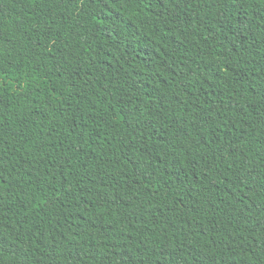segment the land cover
I'll list each match as a JSON object with an SVG mask.
<instances>
[{
	"label": "trees",
	"instance_id": "obj_1",
	"mask_svg": "<svg viewBox=\"0 0 264 264\" xmlns=\"http://www.w3.org/2000/svg\"><path fill=\"white\" fill-rule=\"evenodd\" d=\"M0 264H264V0H0Z\"/></svg>",
	"mask_w": 264,
	"mask_h": 264
},
{
	"label": "snow or ice",
	"instance_id": "obj_2",
	"mask_svg": "<svg viewBox=\"0 0 264 264\" xmlns=\"http://www.w3.org/2000/svg\"><path fill=\"white\" fill-rule=\"evenodd\" d=\"M233 2H235V0H233Z\"/></svg>",
	"mask_w": 264,
	"mask_h": 264
}]
</instances>
